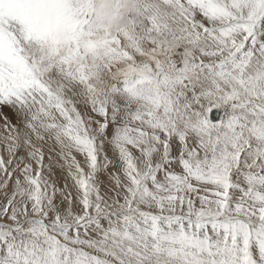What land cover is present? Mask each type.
<instances>
[{
  "label": "snow or ice",
  "instance_id": "1",
  "mask_svg": "<svg viewBox=\"0 0 264 264\" xmlns=\"http://www.w3.org/2000/svg\"><path fill=\"white\" fill-rule=\"evenodd\" d=\"M0 264H264V0H0Z\"/></svg>",
  "mask_w": 264,
  "mask_h": 264
}]
</instances>
